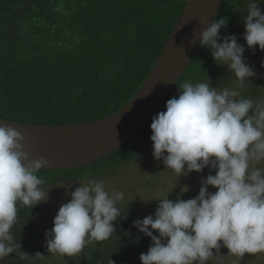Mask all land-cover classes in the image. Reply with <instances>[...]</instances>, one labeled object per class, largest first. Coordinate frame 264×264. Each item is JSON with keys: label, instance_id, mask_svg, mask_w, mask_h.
Segmentation results:
<instances>
[{"label": "clouds", "instance_id": "1", "mask_svg": "<svg viewBox=\"0 0 264 264\" xmlns=\"http://www.w3.org/2000/svg\"><path fill=\"white\" fill-rule=\"evenodd\" d=\"M258 5L248 6L243 36L248 48L258 45L264 51V12ZM227 23L225 18L214 20L199 40L201 47L211 48L218 64L227 65L243 89L245 80L257 73L245 62V47L235 35L219 42ZM180 89L178 98L167 101L166 111L152 119L153 156L180 176L208 166L216 173L207 176L195 198L159 199L155 217L133 222L152 241L140 255L142 264H207L223 256L222 246L241 260L246 253H264V102L206 82H185ZM23 140L15 128L0 126V260L15 251L10 230L18 206L32 208L47 200L41 187L45 182L37 173L48 161L30 160ZM79 184L45 234L49 253L76 256L116 231L114 221L121 216L116 205L124 193L107 191L101 180L85 178ZM209 186L217 191L210 193Z\"/></svg>", "mask_w": 264, "mask_h": 264}, {"label": "trees", "instance_id": "2", "mask_svg": "<svg viewBox=\"0 0 264 264\" xmlns=\"http://www.w3.org/2000/svg\"><path fill=\"white\" fill-rule=\"evenodd\" d=\"M187 1L0 0V117L20 123L58 126L92 122L115 114L128 104L147 79ZM247 1L224 0L216 19L225 18L222 12L226 7L239 9ZM232 17L225 18L228 23L221 29L219 42L235 35L246 53L250 49L243 36L245 23L242 26L231 23ZM19 19L32 24L33 34L19 36L12 44L2 42L6 32L15 25L23 27ZM111 30H116L118 36L135 33L126 66L113 78L100 81L90 89L82 88L80 92L82 80L76 77L86 74L81 65L93 64L95 56L90 53L97 44L107 42L101 40L102 34L112 33ZM29 38L34 47L26 45L30 43ZM73 46L80 48L77 53ZM257 50L261 52L258 47ZM221 65L214 60L211 48L201 47L178 86L123 148L80 169L40 170L37 174L46 177L64 173L66 180L73 181L100 176L101 171L129 161L136 138L141 133H152L153 117L166 111L168 100L178 98L185 82H206L217 90L231 85V71H221ZM251 93L249 87L241 96L257 101L258 93ZM41 211L40 203L32 208L18 206L17 222L10 230L16 248L1 264H44L46 236L32 223ZM119 211L121 216L114 221L116 231L111 237L85 246L78 259L70 258L69 264H142L140 255L147 253L151 238L133 226L134 221L142 220L137 211ZM154 235L159 236L155 231Z\"/></svg>", "mask_w": 264, "mask_h": 264}, {"label": "rangeland", "instance_id": "3", "mask_svg": "<svg viewBox=\"0 0 264 264\" xmlns=\"http://www.w3.org/2000/svg\"><path fill=\"white\" fill-rule=\"evenodd\" d=\"M262 1L263 0H248L239 9H235L233 6L226 7L222 15L225 16V18L227 16H233L231 23L242 26L244 25V17L247 15L248 6L251 2L259 4L258 7L264 12V1ZM219 16H221V13ZM71 17L70 15V18ZM58 20H61V18ZM19 22H21V25L23 23V27L15 25L12 30H8L5 37L1 39L2 42L12 44L19 39V36L33 34V32L30 31L32 26L31 23L24 22L21 19H19ZM111 31L112 33L107 32L102 34L101 40L107 42L104 44H97L94 52L92 54L90 53V56H95L92 59L93 64L84 63L81 65L85 67L86 74L83 75V73H80L76 77V80H82L80 92H82V88L90 89L100 81L113 78L116 73L121 72L125 68L129 55L130 43L135 39V33L125 32L123 36H118L116 30ZM29 41L30 43H26V45L28 47H34L35 45L31 43V38H29ZM21 44L24 43H19V45ZM107 45H109L108 51H106ZM257 47L259 48L257 45L255 50L249 48L250 51L244 54L245 62L254 67L257 76L249 78V80L246 79V81L249 82L245 81L243 89H240L238 87L239 81L231 72V85L228 88L240 91L242 95V93L250 87V90H252L251 95H256V93H258L257 96H255L257 97V101L264 102V67H261V62L264 61V51L259 53ZM73 49L75 53H77L80 48L73 46ZM225 70L229 69L226 64H222L221 71ZM151 135L152 133H141L136 138L134 141L135 150L132 153L129 152V161L121 165L116 164L107 170L101 171L102 175L100 176L89 178L103 181L106 190L109 192L113 190L123 192L124 200L117 202L116 206L118 209H124L128 212L137 211L141 219H144L148 215L155 217V212L160 202L159 199L168 196V199L175 202L178 199L186 201L195 198L198 196L202 182L207 176L215 175L216 173V170L212 169L211 166L205 167L202 172L192 171L187 175L181 176L171 169H168L162 160L158 161L154 158L153 142L150 139ZM165 154L167 155V153ZM38 177L45 182L41 187L43 190L45 189L47 200L40 203L42 207L41 215L36 220L32 221V223L46 234V232H49L54 227L53 221L60 206L70 201L71 196L68 193L79 187V182L84 179L73 181L66 180L67 177L64 173H52L50 176L46 177L38 175ZM184 188L188 190L183 191ZM208 190L210 193H215L217 191V189L212 186H209ZM222 243L223 242H221V244ZM79 254L68 257L49 253L46 244L42 254V260L44 264H69V259L73 257L77 258ZM213 254H216L215 249H213ZM220 254L223 256L213 258L207 262V264H264V253L256 255L246 253L241 260L240 257L229 255V249L222 246ZM4 259L0 260V264Z\"/></svg>", "mask_w": 264, "mask_h": 264}, {"label": "water", "instance_id": "4", "mask_svg": "<svg viewBox=\"0 0 264 264\" xmlns=\"http://www.w3.org/2000/svg\"><path fill=\"white\" fill-rule=\"evenodd\" d=\"M224 0H188L147 79L115 114L92 122L34 125L0 117V126L24 137L30 160L44 157L41 171L75 170L123 148L178 86L201 49L200 33L216 20Z\"/></svg>", "mask_w": 264, "mask_h": 264}]
</instances>
